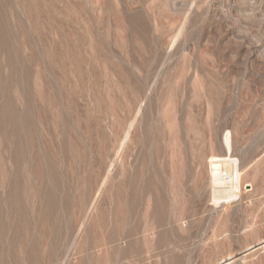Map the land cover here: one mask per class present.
Instances as JSON below:
<instances>
[{"label":"rangeland","instance_id":"rangeland-1","mask_svg":"<svg viewBox=\"0 0 264 264\" xmlns=\"http://www.w3.org/2000/svg\"><path fill=\"white\" fill-rule=\"evenodd\" d=\"M0 239V264L264 240V0H0Z\"/></svg>","mask_w":264,"mask_h":264},{"label":"water","instance_id":"water-1","mask_svg":"<svg viewBox=\"0 0 264 264\" xmlns=\"http://www.w3.org/2000/svg\"><path fill=\"white\" fill-rule=\"evenodd\" d=\"M263 245H264V240H262L261 242H259V243L256 244V245H253V246L248 247V248L245 249L244 251L240 252L239 255L228 257L226 260L221 261L219 264H228V263H230L231 261L237 259L239 256L244 255V254H246V253H248V252H250V251H253V250H255V249H257L258 247H261V246H263Z\"/></svg>","mask_w":264,"mask_h":264},{"label":"bare ground","instance_id":"bare-ground-1","mask_svg":"<svg viewBox=\"0 0 264 264\" xmlns=\"http://www.w3.org/2000/svg\"><path fill=\"white\" fill-rule=\"evenodd\" d=\"M122 142H123V141H122ZM2 232H3V231H2ZM0 240H1V239H0ZM1 242H2V241H1ZM1 244H2V243H1ZM0 246H1V245H0ZM4 246H5V245H4ZM4 246H3V248H4ZM0 250H1V249H0ZM230 257H231V256H230ZM221 261H223V260H221ZM221 261H220V262H221ZM218 264H219V263H218Z\"/></svg>","mask_w":264,"mask_h":264}]
</instances>
